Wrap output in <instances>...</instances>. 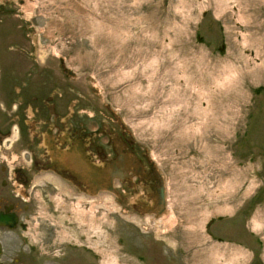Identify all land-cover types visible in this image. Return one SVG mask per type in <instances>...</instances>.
I'll list each match as a JSON object with an SVG mask.
<instances>
[{
  "label": "rangeland",
  "instance_id": "374dc122",
  "mask_svg": "<svg viewBox=\"0 0 264 264\" xmlns=\"http://www.w3.org/2000/svg\"><path fill=\"white\" fill-rule=\"evenodd\" d=\"M30 11L45 55L92 84L163 171L161 220L199 241L192 262L264 264V0H31ZM93 199L91 233L104 240L107 225L118 264L135 225L113 202L105 224ZM249 230L253 259L238 243ZM218 238L238 244L226 254Z\"/></svg>",
  "mask_w": 264,
  "mask_h": 264
},
{
  "label": "flooded vegetation",
  "instance_id": "af4514ba",
  "mask_svg": "<svg viewBox=\"0 0 264 264\" xmlns=\"http://www.w3.org/2000/svg\"><path fill=\"white\" fill-rule=\"evenodd\" d=\"M30 3L0 0V264H108L107 225L102 240L88 224L93 197L105 224L113 202L135 225L133 244L118 242V264H194L199 241L160 220L171 211L163 171L92 84L45 55ZM119 143L142 168L132 162L123 180L113 178L115 193H93L89 162L114 160ZM252 234L238 243L253 259ZM217 241L226 254L238 244Z\"/></svg>",
  "mask_w": 264,
  "mask_h": 264
},
{
  "label": "water",
  "instance_id": "95a60500",
  "mask_svg": "<svg viewBox=\"0 0 264 264\" xmlns=\"http://www.w3.org/2000/svg\"><path fill=\"white\" fill-rule=\"evenodd\" d=\"M112 113L115 115L116 112L113 110ZM120 120V118L118 119ZM121 125L125 126L122 120L119 121ZM123 144L119 143L118 156L111 160L110 162L104 161H91L89 162V184L92 186L93 193H96L100 189H107L109 192L115 193L111 186L112 179L117 177L120 180H123L126 175L127 167L129 164L134 162L140 168L141 164L139 161H135L131 158L130 154L122 153ZM80 163V156L76 158V164ZM162 195V192H161ZM163 213H166V210H163L157 214V216H161Z\"/></svg>",
  "mask_w": 264,
  "mask_h": 264
},
{
  "label": "bare ground",
  "instance_id": "6f19581e",
  "mask_svg": "<svg viewBox=\"0 0 264 264\" xmlns=\"http://www.w3.org/2000/svg\"><path fill=\"white\" fill-rule=\"evenodd\" d=\"M26 5H27V4H26ZM27 6H28V5H27ZM27 8H28V7H27ZM118 117H119V116H118ZM127 131H128V130H127ZM72 150H73V149H72ZM72 150H71V151H72ZM71 151H70V152H71ZM74 151H76V150H74ZM74 151H72V153H73ZM125 152H126V151H125ZM71 155H72V154H71ZM68 156H69V155H68ZM149 157H150V156H149ZM151 159H152V158H151ZM131 165H132V164H131ZM155 165H156V164H155ZM128 168H129V167H128ZM130 171H131V170H130ZM136 172H137V171H136ZM84 176H85V175H84ZM167 193H168V192H167ZM148 194H149V193H148ZM148 194H147V195H148ZM156 194H157V193H156ZM134 197H135V196H134ZM154 197H155V196H154ZM93 198H94V197H93ZM152 198H153V197H152ZM132 199H133V198H132ZM154 199H155V198H154ZM93 200H94V199H93ZM105 200H106V199H105ZM154 201H155V200H154ZM154 205H155V204H154ZM168 205H170V203H168ZM92 206H93V205H92ZM154 207H155V206H154ZM168 208H169V206H168ZM92 209H93V208H92ZM147 209H148V208H147ZM167 211H168V210H167ZM164 217H165V216H164ZM164 217H163V218H164ZM165 219H166V218H165ZM170 219H171V218H170ZM160 220H161V219H160ZM163 220H164V219H163ZM158 221H159V220H158ZM166 226H167V225H166ZM168 248H169V247H168ZM166 250H167V249H166ZM169 252H170V251H169ZM163 253H164V252H163ZM161 255H162V254H161ZM167 255H168V254H167ZM162 258H163V257H162ZM208 258H209V257H208Z\"/></svg>",
  "mask_w": 264,
  "mask_h": 264
}]
</instances>
